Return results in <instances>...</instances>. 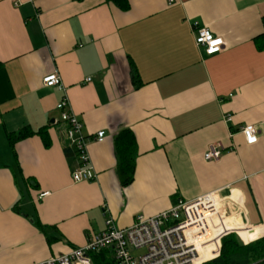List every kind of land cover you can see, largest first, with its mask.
Masks as SVG:
<instances>
[{
  "label": "crops",
  "instance_id": "0c3cea01",
  "mask_svg": "<svg viewBox=\"0 0 264 264\" xmlns=\"http://www.w3.org/2000/svg\"><path fill=\"white\" fill-rule=\"evenodd\" d=\"M127 2L123 12L105 0H0V264H42L83 247L107 219L126 229L212 192L226 214L214 237H264V0ZM193 23L226 47L206 56ZM53 73L62 90L42 85ZM63 96L89 140L93 182L71 179ZM247 125L258 130L250 146ZM24 129L34 134L10 145ZM124 130L136 146L125 186L115 151ZM212 145L223 153L205 161Z\"/></svg>",
  "mask_w": 264,
  "mask_h": 264
},
{
  "label": "built area",
  "instance_id": "2783aa9c",
  "mask_svg": "<svg viewBox=\"0 0 264 264\" xmlns=\"http://www.w3.org/2000/svg\"><path fill=\"white\" fill-rule=\"evenodd\" d=\"M10 1L15 5L18 3V0ZM166 2L170 6L174 0ZM191 32L196 48L206 56L218 54L226 47L223 39L213 36L207 28L197 23L191 25ZM90 81V78L85 80L86 83ZM42 85L62 90L57 73L43 77ZM67 107L68 100L63 96L56 104V110L60 112V122L65 125V139L77 161L71 179L74 183L93 182L96 175L88 155L89 140L82 133L81 122ZM224 120L230 122V117L225 116ZM239 132L246 145L256 144V126L240 127ZM103 138L104 133L100 132L93 140L102 142ZM222 151L220 146H209L204 160L217 161ZM223 203L216 192L189 202L178 201L175 206L157 216H136L132 225L126 229H118L111 219H107L105 229L87 239L83 247L50 258L42 264H93L91 256L104 251L111 252L114 264H206L219 256L221 239L228 235L214 237L217 226L226 218ZM213 237L217 238V250L209 252L207 248L214 240Z\"/></svg>",
  "mask_w": 264,
  "mask_h": 264
},
{
  "label": "trees",
  "instance_id": "16d2710c",
  "mask_svg": "<svg viewBox=\"0 0 264 264\" xmlns=\"http://www.w3.org/2000/svg\"><path fill=\"white\" fill-rule=\"evenodd\" d=\"M106 3L114 5L120 11H127L129 5L127 0H105ZM264 28V18H263ZM256 45L258 49H264V32L259 38L256 39ZM133 83L136 85L138 81L135 76L133 77ZM34 133L30 130L24 129L16 134H9L8 141L10 145H13L18 140H23ZM42 136L45 146H48L47 140L43 137L44 132H37ZM72 151V150H71ZM115 151L117 155V174L120 183L125 186L133 180L134 165L136 156V146L133 134L124 130L121 131L115 138ZM66 154L70 150H65ZM74 155V152H71ZM91 259L93 264H114L113 259L108 251L101 252L96 255H92ZM264 264V237L243 245L235 234H228L223 237L220 242L219 256L206 263V264Z\"/></svg>",
  "mask_w": 264,
  "mask_h": 264
},
{
  "label": "rangeland",
  "instance_id": "374dc122",
  "mask_svg": "<svg viewBox=\"0 0 264 264\" xmlns=\"http://www.w3.org/2000/svg\"><path fill=\"white\" fill-rule=\"evenodd\" d=\"M236 235V234H235ZM237 236V235H236ZM239 239V238H238ZM240 240V239H239ZM217 241V240H216ZM241 241V240H240ZM242 242V241H241ZM212 244V243H211ZM242 244H243V242H242ZM244 245V244H243ZM209 247V246H208Z\"/></svg>",
  "mask_w": 264,
  "mask_h": 264
},
{
  "label": "bare ground",
  "instance_id": "6f19581e",
  "mask_svg": "<svg viewBox=\"0 0 264 264\" xmlns=\"http://www.w3.org/2000/svg\"><path fill=\"white\" fill-rule=\"evenodd\" d=\"M262 238V237H261ZM258 239H260V238H258ZM257 240V239H256ZM255 241V240H254ZM253 242V241H252Z\"/></svg>",
  "mask_w": 264,
  "mask_h": 264
}]
</instances>
